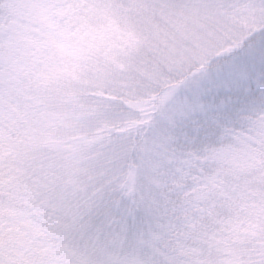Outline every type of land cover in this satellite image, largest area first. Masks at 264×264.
<instances>
[{"label":"snow or ice","instance_id":"6c2138e0","mask_svg":"<svg viewBox=\"0 0 264 264\" xmlns=\"http://www.w3.org/2000/svg\"><path fill=\"white\" fill-rule=\"evenodd\" d=\"M0 264H264V0H0Z\"/></svg>","mask_w":264,"mask_h":264}]
</instances>
